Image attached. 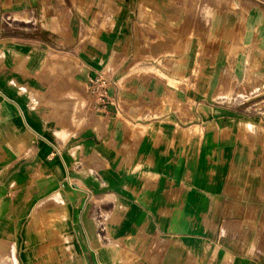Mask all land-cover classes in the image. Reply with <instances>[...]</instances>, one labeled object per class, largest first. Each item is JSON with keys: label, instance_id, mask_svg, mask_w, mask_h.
<instances>
[{"label": "crops", "instance_id": "obj_1", "mask_svg": "<svg viewBox=\"0 0 264 264\" xmlns=\"http://www.w3.org/2000/svg\"><path fill=\"white\" fill-rule=\"evenodd\" d=\"M0 242L264 264V0H0Z\"/></svg>", "mask_w": 264, "mask_h": 264}, {"label": "built area", "instance_id": "obj_2", "mask_svg": "<svg viewBox=\"0 0 264 264\" xmlns=\"http://www.w3.org/2000/svg\"><path fill=\"white\" fill-rule=\"evenodd\" d=\"M88 93L94 99L97 110H100L105 107L108 98L106 95V84L102 76L98 75L89 79ZM56 152L57 150L54 153Z\"/></svg>", "mask_w": 264, "mask_h": 264}, {"label": "rangeland", "instance_id": "obj_3", "mask_svg": "<svg viewBox=\"0 0 264 264\" xmlns=\"http://www.w3.org/2000/svg\"><path fill=\"white\" fill-rule=\"evenodd\" d=\"M1 243H2V242H0V245H1ZM3 246H4V244H3ZM3 246H0V255H1V252L3 251V250H2V247H3ZM4 247H5V246H4ZM4 247H3V248H4ZM1 250H2V251H1ZM6 260H7V259H1V258H0V264H10V262H9V261H6Z\"/></svg>", "mask_w": 264, "mask_h": 264}]
</instances>
